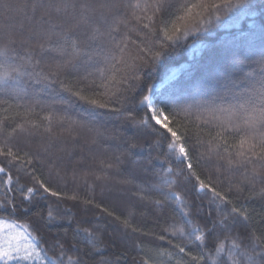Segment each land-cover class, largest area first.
<instances>
[{"label": "trees", "instance_id": "16d2710c", "mask_svg": "<svg viewBox=\"0 0 264 264\" xmlns=\"http://www.w3.org/2000/svg\"><path fill=\"white\" fill-rule=\"evenodd\" d=\"M139 2L143 7L145 0ZM187 2L222 5L227 0ZM5 3L15 4L17 0H0V12ZM137 14L145 15L139 10ZM151 14L149 11L146 15ZM182 14V10L177 11L170 19ZM143 23L149 21L145 18ZM195 27L199 30L168 42L160 58L144 63L136 73H128L127 84L109 87V91L120 93L116 97L102 96L105 88L99 87L112 71L106 57L119 55L107 35L98 45L93 44L97 53L93 61L85 66L82 60L80 67H69L55 82L36 83L25 77L27 94L4 91L0 84V101H6L0 103V119L8 116L11 127L24 119L36 125L26 124L28 131L14 134L9 142L14 151L31 156L30 165L21 161L8 163L0 156V165L13 177L8 191L3 184L7 177L0 174V219L24 225L39 241L42 254L46 250L47 256H57V241L69 249L76 245L84 251L91 250L89 238L80 231L89 228L99 237V251H92L89 264L101 257L114 264H139L145 256L159 264H191L176 245L193 255L204 247L206 261L202 264H211L207 253L214 249L215 236L209 235L206 245L189 244L194 239L189 233L217 219L220 210L233 206L253 213L247 224L238 219L234 230L246 236L255 229L256 235L264 238V221L255 215L264 210V202L250 199L252 193L246 187L242 192L237 190L239 173L227 171L218 159L216 142L209 143L220 130L218 125L233 122L222 109L237 113L234 122L240 124L245 110H251L246 95L228 94L224 85L234 69L254 73L256 78L264 72V64L258 63L264 56V0H247L231 8L221 6L218 13L208 9L204 22H197ZM114 38L119 41L121 36L114 34ZM132 39H136L135 32ZM135 54L136 44L128 42L125 58L131 62ZM50 62L46 58L45 63ZM97 69H105V76L101 77ZM85 72L92 75L84 78ZM120 78L116 76L117 80ZM61 82L73 92L83 89L81 94L89 99L102 103L111 99L115 103L108 109L94 107L64 91ZM144 96L163 109L169 127L181 137L177 144L185 147L187 157L179 153L178 147H168L173 137L152 119ZM29 107L33 109L29 116L13 119L16 112L22 114ZM112 107L120 111H112ZM49 113L53 117L51 131H47L49 121L45 119ZM129 113L133 119L128 118ZM6 134L7 130L0 133V143ZM224 135L229 145L238 139L230 132ZM107 164L112 167H106ZM37 180L61 195L45 192ZM201 181L207 185L204 189L200 188ZM29 187L36 191L27 193ZM212 188L221 196L214 197ZM73 195L77 198L70 199ZM224 197L231 203H226ZM124 220L131 227H125ZM180 227L184 228L183 233L176 230ZM137 228L138 232L133 230ZM161 236L163 240L159 239Z\"/></svg>", "mask_w": 264, "mask_h": 264}, {"label": "snow or ice", "instance_id": "6c2138e0", "mask_svg": "<svg viewBox=\"0 0 264 264\" xmlns=\"http://www.w3.org/2000/svg\"><path fill=\"white\" fill-rule=\"evenodd\" d=\"M246 2L247 0H236L233 5L232 0H227L226 3L218 5L188 3L187 0L184 3H180V0H145L143 7L139 0H17L15 4L5 3L2 5L3 11L0 12V84L4 85L2 90L11 92L19 90L27 94L24 88L27 84L25 77L36 83L55 82L56 77L63 74L69 67L73 69L80 67L82 60L86 66L97 55L93 51V44L98 45L99 40L107 35L119 55L113 54L110 58L106 57L112 71L99 87L105 88V92L101 93L102 96L116 97L120 93L109 91V87L116 88L117 85L127 84V74L136 73L140 71L144 63L160 58L168 47V42H175L180 36H186L191 31H198L195 24L204 22V14L208 9H214L218 13L221 6L238 7ZM138 10L145 15H138ZM181 10L182 15L176 16L175 20L170 19ZM149 11L152 14L147 16ZM145 18L149 23H143ZM217 19H219L218 15ZM133 32L136 33L135 41L132 39ZM140 32L144 33L143 36ZM114 34L120 35L121 39L115 40ZM128 42L136 44V54L131 56V62L124 56ZM157 47L159 50H155ZM46 58L51 62L45 63ZM258 63L264 64V56ZM97 71L100 72L101 77L105 76V69H97ZM91 75L92 73L85 72L84 78ZM117 75L121 77L119 80L116 79ZM48 86H51L50 83ZM60 87L94 107L108 109L110 104L115 103L111 99L103 103L97 99H89L81 94L83 89L73 92L72 88L63 82L60 83ZM236 89L239 91L237 92ZM224 90L228 94L246 95L248 97L246 102H251V110H245L243 124H240L234 122L237 113L222 109L221 111L227 113V119L233 122L227 126L223 123L218 125L220 130L209 143L216 142L218 159L223 162L226 170L239 173L237 190L242 192L246 187L252 193L250 199L255 198L264 202V72L256 78L254 73H240L239 69H234L225 80ZM143 101L147 102L152 119H155L156 123L173 137V142L168 147L173 149L178 147L179 153L187 157L188 152L185 147L177 144L181 137L169 127L168 117L163 115V109L157 108L148 96H144ZM0 103H6V101H0ZM241 108L243 109V105ZM111 110L120 111L117 107H112ZM3 111L7 112L8 109ZM32 111L33 109L29 107L22 114L16 112L13 119L21 115L27 117ZM52 118L51 113L45 117L49 121L47 131H51ZM128 118L133 119L131 113L128 114ZM214 118L220 119L219 116ZM9 119L8 116L0 119V133L7 130L3 142L0 143V156L6 158L8 163L21 161L24 165H30L31 156L26 152L21 155L19 151H14L9 142L14 134L28 131L25 128L26 124H31L32 127L36 125L24 119L15 127H11L8 123ZM229 132L238 137L231 145L228 144V137L224 135ZM106 167L110 168L112 164H107ZM188 168H192L190 163ZM0 174L7 177L3 184L8 191H11L12 175L3 165H0ZM36 183L45 192H51L54 196L61 195L59 192H52L42 181L37 180ZM205 187L207 185L201 181L200 188ZM34 191L36 189L32 187L27 189V193ZM211 191L214 197L221 196L215 188ZM5 195L7 196V193ZM69 198L77 197L73 195ZM176 198L179 199L178 194ZM223 200L231 203L227 197ZM48 215L52 217L53 214L49 211ZM252 215L253 213L247 208L233 206L230 210L222 209L218 212L217 219L210 220L203 227L197 226L194 232L189 233L194 238L189 240V244L200 242L201 245H206L207 237L214 235V249L208 250L207 253V259L211 261V264H217L218 261L219 264H264V238L257 236L255 229L249 231L246 236L234 230L238 219L247 224L252 219ZM255 215L264 221V210ZM5 223L7 222L0 221V261L3 264H9L11 261H31L34 264L35 262L89 264L92 251H99L97 234L89 228H83L80 231L89 238L91 250L84 251L76 245L69 249L57 241L55 247L59 249L58 255L47 256L46 250L42 254V246H39V241L32 237L31 233L12 234L11 229L16 225L7 224V227H4ZM123 223L125 227H131L128 220H124ZM133 230L139 231L138 228ZM176 230L184 232L183 227ZM195 232L199 234L196 235ZM159 239L163 240L164 237L161 236ZM176 247L180 253H185L190 258L191 264H202L206 261L204 247H201L195 255L191 251L186 252L185 247L180 245ZM69 251L73 254L69 255ZM162 254L158 252V255ZM93 264H114V261L101 257ZM139 264H159V262L145 256L141 258Z\"/></svg>", "mask_w": 264, "mask_h": 264}, {"label": "rangeland", "instance_id": "374dc122", "mask_svg": "<svg viewBox=\"0 0 264 264\" xmlns=\"http://www.w3.org/2000/svg\"><path fill=\"white\" fill-rule=\"evenodd\" d=\"M150 100L152 101L151 98H150ZM152 103H153V101H152ZM153 104H154V103H153ZM0 221H5V222H7V223H5L4 227H7V224H15V225H16L15 228L11 229L12 234H17V233H30V232L28 231V229H27L24 225H22V224H18V223H15V222H12V221H9V220H5V219H0ZM31 236H32V235H31ZM32 237H33V236H32ZM33 242H35V241H33ZM11 262H12V261H11ZM21 262H23V263H25V262H27V263H32L31 261H21ZM0 263H3V262L0 261Z\"/></svg>", "mask_w": 264, "mask_h": 264}]
</instances>
